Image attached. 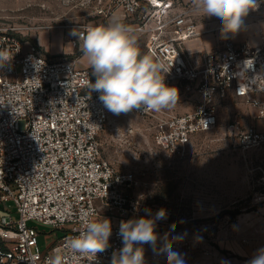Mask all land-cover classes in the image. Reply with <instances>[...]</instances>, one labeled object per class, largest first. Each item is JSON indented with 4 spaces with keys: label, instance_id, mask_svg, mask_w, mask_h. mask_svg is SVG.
<instances>
[{
    "label": "built area",
    "instance_id": "obj_1",
    "mask_svg": "<svg viewBox=\"0 0 264 264\" xmlns=\"http://www.w3.org/2000/svg\"><path fill=\"white\" fill-rule=\"evenodd\" d=\"M175 5V0H108L97 11L108 19L117 12L130 19L141 11L140 24L132 29L156 31L147 43L148 54L162 66L164 82L177 89L178 100L193 104L182 114L171 108L131 112L154 122L160 148L184 157L194 134L216 127L217 103L232 93L255 109L261 121L242 132L238 145L243 150L263 147L264 42L228 40L193 61L181 44L197 34L194 9L176 10ZM91 26H79L78 33ZM74 44L80 49L78 36ZM0 53V264H49L57 255L62 264H112L113 254L123 247L120 222L141 213L127 193L136 174L116 170L103 156L100 135L110 111L99 93L90 90L96 79L91 68H78L76 59H52L7 31L0 33ZM102 218L112 225L105 251L96 258L72 256L68 239L83 230L86 219ZM30 221L64 233L43 249ZM141 246L145 264H157L145 244L135 245ZM249 261L217 256L212 264Z\"/></svg>",
    "mask_w": 264,
    "mask_h": 264
},
{
    "label": "rangeland",
    "instance_id": "obj_2",
    "mask_svg": "<svg viewBox=\"0 0 264 264\" xmlns=\"http://www.w3.org/2000/svg\"><path fill=\"white\" fill-rule=\"evenodd\" d=\"M256 2L257 7L242 17L241 26L253 24L264 38V0ZM107 4L108 0H0V33L13 32L52 59L73 58L81 54L74 44L77 35L72 34L79 26L105 25L113 17L131 28L140 24L141 11L130 19L119 12L110 19L98 15ZM152 34L156 31H133L142 56H150L147 43ZM67 42L75 46L74 55L50 54ZM217 107L216 127L194 134L184 157L160 148L154 141V122L131 111L110 112L100 135L103 156L116 170L136 174L127 193L140 217L149 213L155 217L160 209L166 210L165 217L156 221L157 241L145 243L148 256L157 264H168L166 253L160 252L166 242L172 243L183 264L217 256L251 260L264 249V146L243 150L238 145L242 132L259 127L261 121L255 109L232 93ZM192 108L180 99L171 107L176 114ZM10 210L16 219L14 207ZM132 218L136 217L126 220ZM28 224L37 228L43 249L64 233L37 221Z\"/></svg>",
    "mask_w": 264,
    "mask_h": 264
},
{
    "label": "clouds",
    "instance_id": "obj_3",
    "mask_svg": "<svg viewBox=\"0 0 264 264\" xmlns=\"http://www.w3.org/2000/svg\"><path fill=\"white\" fill-rule=\"evenodd\" d=\"M195 10L207 17H217L224 33H236L242 17L257 7L256 0H193ZM133 29L119 17H113L105 25L88 27L86 32H75L79 37L80 51L86 58L95 82L90 90L99 93L104 107L114 113H127L133 109L160 112L173 107L178 91L164 82L162 66L148 55H141ZM0 53V57H3ZM166 210L160 209L155 217L150 213L140 218L122 220L119 235L123 247L113 254L112 264H145L143 245L155 244L158 234L156 221L163 219ZM112 234L111 221L106 218L85 220L83 230L67 241L69 253L76 257L94 256L105 251ZM167 235V234H166ZM160 252L166 253L168 264H183L180 254L166 242ZM49 264H62L55 256ZM248 264H264V249H260Z\"/></svg>",
    "mask_w": 264,
    "mask_h": 264
},
{
    "label": "crops",
    "instance_id": "obj_4",
    "mask_svg": "<svg viewBox=\"0 0 264 264\" xmlns=\"http://www.w3.org/2000/svg\"><path fill=\"white\" fill-rule=\"evenodd\" d=\"M175 2H176L175 5L176 10H180L181 8L194 9L192 13V18L196 24L197 34L184 40L181 44V48L185 53V55L193 61L199 60L206 52L221 48L223 46V43L228 40L240 42V41H246V39H252L251 42L253 43L264 42V38L263 37L260 38L258 29L253 24L241 26L236 33H224L222 31V24L220 19H218L215 16L213 17L202 16L201 13L195 10V5L193 4V0H175ZM57 39L58 38H54V41H56ZM253 39H255L256 41H254ZM56 42L52 41V43H56ZM58 53H63L66 54L67 56L68 55L72 56L75 53V46L70 45V43L67 42L65 45H62L60 48L52 49V51L50 52L51 55ZM70 59H76V65L78 68L89 67L87 60L82 56V53ZM187 103L190 104V102ZM212 261L213 260H196V263L212 264Z\"/></svg>",
    "mask_w": 264,
    "mask_h": 264
},
{
    "label": "trees",
    "instance_id": "obj_5",
    "mask_svg": "<svg viewBox=\"0 0 264 264\" xmlns=\"http://www.w3.org/2000/svg\"><path fill=\"white\" fill-rule=\"evenodd\" d=\"M18 36V35H17ZM19 37V36H18Z\"/></svg>",
    "mask_w": 264,
    "mask_h": 264
}]
</instances>
